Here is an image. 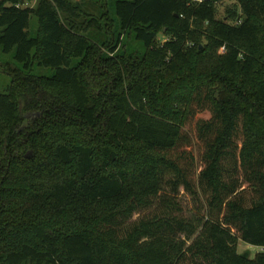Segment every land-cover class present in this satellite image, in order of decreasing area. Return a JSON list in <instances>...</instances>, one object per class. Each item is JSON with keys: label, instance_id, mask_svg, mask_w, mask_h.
<instances>
[{"label": "trees", "instance_id": "trees-1", "mask_svg": "<svg viewBox=\"0 0 264 264\" xmlns=\"http://www.w3.org/2000/svg\"><path fill=\"white\" fill-rule=\"evenodd\" d=\"M221 1L0 0L55 69L0 93V264H264V0Z\"/></svg>", "mask_w": 264, "mask_h": 264}, {"label": "rangeland", "instance_id": "rangeland-1", "mask_svg": "<svg viewBox=\"0 0 264 264\" xmlns=\"http://www.w3.org/2000/svg\"><path fill=\"white\" fill-rule=\"evenodd\" d=\"M79 1V0H76ZM82 1V0H80ZM99 1V0H96ZM105 2V9H106V20L111 19L113 21L110 22L108 20V23H112L115 25V20L117 19V16L115 14L114 6L115 2L117 0H100ZM37 0H25L23 6L31 7L36 4ZM86 3V2H85ZM90 8V7H89ZM232 10L237 11L238 14L240 13V7L236 0H222L217 4V14L216 17L218 19H223L225 21H232L234 18H230L229 14L232 12ZM38 28V19L35 15H32L30 17V36H35L36 31ZM108 29V27H107ZM110 30V29H109ZM110 34V33H109ZM160 42H163L165 40V37L162 35L159 36ZM129 44H135V42L131 39L124 38L122 42H126ZM224 48H221L217 51V55L224 53ZM14 51H11L9 53H5L0 46V93H4L7 90V87L11 84L13 74L17 76H42V77H51L55 73V69L52 67H45V66H39L37 64H34L30 68L26 69L24 68V65L22 63H19L14 58ZM78 60H75L77 62ZM209 64V63H208ZM7 69V71H5ZM22 104V103H21ZM22 111V106H21ZM29 115V116H28ZM27 117H30L31 114H28ZM25 127V124L22 125L21 129ZM238 253H243L245 251H248L250 254V257L253 258L256 253L260 252V247L250 245L242 240H239L238 247H237Z\"/></svg>", "mask_w": 264, "mask_h": 264}, {"label": "water", "instance_id": "water-1", "mask_svg": "<svg viewBox=\"0 0 264 264\" xmlns=\"http://www.w3.org/2000/svg\"><path fill=\"white\" fill-rule=\"evenodd\" d=\"M21 106H22V104L20 103V105H19V109L21 110ZM29 116V115H28ZM26 157L27 158H31L32 157V151H29L27 154H26Z\"/></svg>", "mask_w": 264, "mask_h": 264}, {"label": "built area", "instance_id": "built-area-1", "mask_svg": "<svg viewBox=\"0 0 264 264\" xmlns=\"http://www.w3.org/2000/svg\"><path fill=\"white\" fill-rule=\"evenodd\" d=\"M260 251H264V246L260 247Z\"/></svg>", "mask_w": 264, "mask_h": 264}]
</instances>
